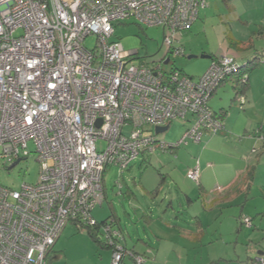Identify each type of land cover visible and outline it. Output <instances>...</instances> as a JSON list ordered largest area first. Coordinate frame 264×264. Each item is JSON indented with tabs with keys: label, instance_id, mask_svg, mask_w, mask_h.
Listing matches in <instances>:
<instances>
[{
	"label": "built area",
	"instance_id": "built-area-1",
	"mask_svg": "<svg viewBox=\"0 0 264 264\" xmlns=\"http://www.w3.org/2000/svg\"><path fill=\"white\" fill-rule=\"evenodd\" d=\"M206 8L202 0H0V163L13 169L30 157L32 144L40 164L37 184L0 185V264H47L68 224L94 226L109 168L123 172L142 155L224 130L209 103L241 68L237 59L218 57L198 79L164 68L185 55L180 36ZM130 20L161 28L173 55L136 63L137 52L114 39V26ZM246 103L241 96V109ZM187 119L193 124L177 144L161 143L149 130ZM187 178L200 184L199 161ZM113 234L111 264L152 261Z\"/></svg>",
	"mask_w": 264,
	"mask_h": 264
},
{
	"label": "rangeland",
	"instance_id": "rangeland-1",
	"mask_svg": "<svg viewBox=\"0 0 264 264\" xmlns=\"http://www.w3.org/2000/svg\"><path fill=\"white\" fill-rule=\"evenodd\" d=\"M206 1L208 8L202 9L199 20L191 30L180 36L181 45L184 40L187 52L184 49V56H172V64L165 66L167 71L177 68L189 77H200L209 69L211 60L189 59V56H201L203 47L207 48L209 54L221 53L224 25L219 17H225L227 12L222 0ZM114 27V39L120 41L127 52H137L136 63L141 61L153 65L161 63L168 55L169 47L164 45V32L161 28L141 26L133 20L121 22ZM96 42V37L92 36L87 39L85 46L92 50ZM242 55L236 58L243 65L245 59ZM259 55L264 58L262 51ZM250 57L254 58L253 55L247 58ZM233 84L229 81L213 94L209 103L213 112L220 110L213 106L218 100L227 115L246 113L247 103L241 109ZM220 95H223V102L219 100ZM190 120L172 122L167 132L156 135L157 140L170 145L177 144L191 128L193 123H188ZM221 121L223 123V118ZM149 130L151 134L156 133L155 128ZM130 132L131 127H128L126 134ZM104 146L105 142H99V148ZM241 148H249L245 155L248 162L251 160L254 163L256 159L261 162L256 178L257 187L249 197L241 195L237 201L213 205L212 200L218 196L216 191L209 190L208 196L207 193L201 196L197 184L187 180V164L195 157V161L200 159L203 166L212 165L206 163L200 155L188 152V146L182 145L179 152L186 150L184 157L169 153H156L151 157L142 155L126 171L109 168L105 174V200L102 205L96 206L93 217L98 222H104L114 215L123 230L119 233L125 236L128 249L146 252L152 260L150 264H252L250 257H259V251L264 253V187H261L264 186V152L259 148L254 151L248 145ZM30 151V157L11 170L5 169L0 163L1 186L20 190L24 184H37L40 164L32 144ZM223 152L230 154L231 150L226 148ZM224 161L228 162L229 159L224 158ZM157 189L158 192L154 193ZM197 217L204 225L202 232L196 231ZM245 219H249L253 226L245 224ZM194 233L200 234L199 239H194ZM58 241L49 264L112 262V251L99 244L88 229L80 224L70 223ZM125 264L133 262L128 258Z\"/></svg>",
	"mask_w": 264,
	"mask_h": 264
},
{
	"label": "crops",
	"instance_id": "crops-1",
	"mask_svg": "<svg viewBox=\"0 0 264 264\" xmlns=\"http://www.w3.org/2000/svg\"><path fill=\"white\" fill-rule=\"evenodd\" d=\"M227 2L228 3L223 2V7L227 12L226 16L219 17L221 24L224 25V38L221 53L209 54L207 48L203 47L202 55L205 54L211 56L210 60L212 62L214 58L223 55H230L236 58V56L243 54L242 57L245 59V62L243 65L240 64L246 66L253 59L257 57L261 58L259 52L262 51L264 55V34L260 36L261 39L256 35V31L260 29L259 27H264V0H228ZM182 45L184 46V49H186L184 40H182ZM248 55H253L254 58H247ZM261 59V67L254 71L249 77L246 113H230L227 115L225 109H222L223 104L219 103L217 100L213 106L219 107L220 110L219 112H214L218 114H221L222 112L226 113L225 115L223 114L224 130L217 135H204L201 143L189 142L188 145H186L189 149L188 152L196 156L200 155L206 163L208 162L212 165L210 167L203 166L202 161L198 159L200 161L201 169V184L200 186L197 185V187L199 188V192H201V196L206 195V193V196H208L209 190L212 192L216 191L215 193H217L218 196L212 200L213 205L216 203L225 204L231 203L235 200L237 201L238 197L241 195H247L249 197L253 189L257 187L256 178L261 162L257 159L254 160V163H252L251 160L248 162L245 155L249 148L244 150L241 147L248 145L250 149H254V151L259 148L264 152V124H260L262 121L264 122V115H262V112H264V58ZM192 78L198 79L199 77ZM232 82L235 84L234 81ZM219 100L223 102V95H220ZM253 111H255V115H253ZM253 136H255L254 138L256 139H254ZM226 148L231 150L230 154L223 152V149ZM180 149L181 147L172 153H169V155L172 154L174 156L176 155V157H184L187 154V151L184 150L183 152H179ZM224 158H228L229 161H224ZM195 159L196 158L193 157L192 161L190 160L188 162L187 169H191L195 166ZM256 162H259V164L255 165ZM253 169L254 177H251L250 172L253 171ZM187 180L189 179L187 178ZM175 183L177 184L176 181ZM261 187L264 186L262 185ZM218 188H221L222 190L219 191ZM248 199L249 198H246V200ZM195 219L196 231L202 232L204 229L202 221L199 217ZM118 229L123 232L121 227H118ZM199 237L200 234L194 233L195 240L199 239ZM124 244L127 247L126 241ZM136 253L146 254V252H143L142 250L141 252L137 251ZM257 254H259V257L264 256L262 251H259ZM50 257L51 255L49 256V259ZM256 257H258V255L250 257V263H252Z\"/></svg>",
	"mask_w": 264,
	"mask_h": 264
},
{
	"label": "trees",
	"instance_id": "trees-1",
	"mask_svg": "<svg viewBox=\"0 0 264 264\" xmlns=\"http://www.w3.org/2000/svg\"><path fill=\"white\" fill-rule=\"evenodd\" d=\"M202 1H205L207 3L206 0H202ZM224 3H228L227 1L228 0H222ZM208 5V3H207ZM201 11V10H200ZM199 17H200V14H199ZM199 20V18H198ZM197 20V21H198ZM196 21V22H197ZM194 25V24H193ZM260 29H258L256 31V35L260 38V36H262L264 34V27H259ZM191 30V29H190ZM188 30V31H190ZM261 39V38H260ZM258 40V39H257ZM256 40V42H257ZM182 47L184 48V46L182 45ZM173 55V52H169L168 56H172ZM172 58V57H171ZM218 57L214 58L212 61L216 60ZM172 64V59L170 60L169 64L168 65H171ZM166 65V66H168ZM262 65V59L257 57L255 59H253L252 61H250V63L246 66H241V68L239 69V71L236 73V74H233L232 76L228 77V79L222 84L221 87H223L227 82L229 81H234L235 82V88H236V91H237V99L240 98L241 96L244 97L246 99V102H247V92L249 90V77L250 75L256 71L257 69H259ZM165 68V67H164ZM175 70H178L180 71L181 73L185 74L183 71L177 69V68H173ZM166 70V68H165ZM172 70V69H171ZM216 113V112H215ZM226 113L222 112L220 115H218L220 117V119H222L224 117V115ZM189 142H193V141H188ZM185 145V144H184ZM188 145V144H187ZM263 145H264V141H263ZM182 145H180L179 147H176L175 149H170L168 151V153H172L173 151L179 149ZM156 153H161L163 154L162 152L158 151ZM155 153V154H156ZM154 154V155H155ZM147 157H151L153 155H146ZM196 165V164H195ZM131 167V166H130ZM129 167V168H130ZM128 168V169H129ZM254 174V169L253 171L250 172V176L252 177ZM165 178V176H163ZM254 177V176H253ZM252 179V178H251ZM164 180V179H163ZM200 184H201V180H200ZM200 184L198 186H200ZM161 185V184H160ZM158 192V189L154 192V193H157ZM105 193H106V187H105ZM93 220L95 221V225L94 226H83L85 229H88L89 233L91 234V236L93 238H95L97 240V242L99 244H101L105 249L107 250H111L112 252L115 250V247L114 245H112L110 242H109V238L114 235L113 233L115 232H120L121 230L120 229H115L114 226H119V223H118V220H116V218L114 217V215H112L111 217H109L106 221L104 222H98L97 220H95V218L93 217ZM245 223V222H244ZM75 224H79V223H75ZM69 225V224H68ZM67 225V226H68ZM81 225V224H80ZM66 226V227H67ZM82 226V225H81ZM253 225L251 224V221H250V227H252ZM66 229V228H65ZM64 229V230H65ZM109 229V231H108ZM64 232V231H63ZM103 233V234H102ZM63 234V233H62ZM120 234V233H119ZM100 235L102 236V238H100ZM61 238V237H60ZM115 241L117 243H121L122 245H124V242H125V236L124 235H120V237H115L114 238ZM124 247L126 249H128L125 245ZM129 250V249H128ZM131 251H133L135 254H139V253H136L134 250L131 249ZM53 253V252H52ZM141 255V254H139ZM142 255H145V254H142ZM48 260H49V257H48ZM254 261V260H253ZM48 264V263H47ZM147 264H150V262H148Z\"/></svg>",
	"mask_w": 264,
	"mask_h": 264
},
{
	"label": "water",
	"instance_id": "water-1",
	"mask_svg": "<svg viewBox=\"0 0 264 264\" xmlns=\"http://www.w3.org/2000/svg\"><path fill=\"white\" fill-rule=\"evenodd\" d=\"M197 58H201V59H211V56H209V55H205V54H203V55H201V56H195V55L189 56V59H197ZM168 64H169V60L165 62V65H168ZM100 123H101V122H99V125H98L99 127H100ZM169 129H170V124H168V125L165 126V127H158V128H156V134L158 135V134H161V133H165V132H167ZM18 164H19V161L16 162L11 168H14V167L17 166Z\"/></svg>",
	"mask_w": 264,
	"mask_h": 264
},
{
	"label": "clouds",
	"instance_id": "clouds-1",
	"mask_svg": "<svg viewBox=\"0 0 264 264\" xmlns=\"http://www.w3.org/2000/svg\"><path fill=\"white\" fill-rule=\"evenodd\" d=\"M142 255V254H141Z\"/></svg>",
	"mask_w": 264,
	"mask_h": 264
}]
</instances>
